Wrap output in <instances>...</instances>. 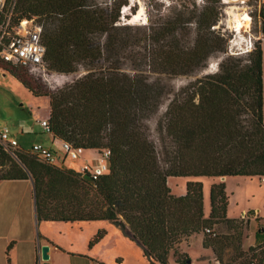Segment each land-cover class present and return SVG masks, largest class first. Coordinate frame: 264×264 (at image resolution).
Listing matches in <instances>:
<instances>
[{
    "label": "trees",
    "instance_id": "trees-1",
    "mask_svg": "<svg viewBox=\"0 0 264 264\" xmlns=\"http://www.w3.org/2000/svg\"><path fill=\"white\" fill-rule=\"evenodd\" d=\"M221 1L204 0L200 8L193 4L190 11L177 10L141 31L120 22L127 0H16L15 21L42 26L47 70L85 73L50 91L23 67L0 61V70L34 97L48 99L54 139L85 151H110L107 173L86 180L73 169L41 162L30 151L0 145V182L32 180L38 222H108L135 242L150 264H169L170 257L174 264H190L179 245L203 234L202 247L222 264L233 235L239 237L242 229V220L227 217L224 183L210 187L205 217L200 182H188L185 195L175 196L167 180L264 177L261 42L247 59L228 56L218 72L180 91L165 82L203 70L214 54L226 53V41L214 28ZM165 98L157 147L148 122ZM222 224L234 234L216 233ZM103 236L98 232L89 246ZM261 256H240L237 264H252Z\"/></svg>",
    "mask_w": 264,
    "mask_h": 264
},
{
    "label": "rangeland",
    "instance_id": "rangeland-1",
    "mask_svg": "<svg viewBox=\"0 0 264 264\" xmlns=\"http://www.w3.org/2000/svg\"><path fill=\"white\" fill-rule=\"evenodd\" d=\"M106 0H99L104 2ZM204 0H127L128 5L120 12V22L130 26L139 27L141 31L146 26H151L160 22L161 18H167L173 12L181 10L188 12L193 8V4L200 8ZM220 16L216 24L215 32L226 41V53H216L209 58L205 69L197 71L191 75L178 76L176 78L165 80L174 91H180L194 80L207 75L215 74L218 72L219 64L230 54H239L249 48V40L253 44L252 50L256 42H261L262 55H263V86H264V40L259 39L260 33L264 26V0H223L219 4ZM247 16L248 20L244 17ZM237 21L242 23L243 28L241 32L236 33L235 26ZM248 25V28H245ZM191 29L190 40L194 38V25L188 26ZM235 58L247 59V54L232 56ZM246 61H243L245 63ZM84 71L79 69L73 74H58L55 72H48L45 77H40L29 72V74L41 82L48 90L55 91L62 88L66 84H70L76 79L84 75ZM264 92V90H263ZM169 99H164L159 107L158 112L149 120L148 126L150 128V139L154 144L159 147L158 135L156 132L157 121L162 118ZM49 102L46 98H36L29 91H27L14 77L7 72L0 70V128L6 127L10 133L15 137L20 149L30 151L36 144L45 147L55 148L59 142L52 139V136L40 127L38 122L46 121L48 119ZM263 118H264V93H263ZM52 145V146H51ZM94 157V152L85 151L78 161L67 160L65 167L73 169L78 172L80 166L83 164L84 159H91ZM211 179H203L205 184L210 182ZM193 182L190 179L174 178L169 179L170 188L172 193L177 194L188 183ZM202 182H200L202 184ZM242 194L239 204L232 205L228 211L229 217H240L241 212L244 210L245 215L249 218L253 217L256 210L260 212V217L264 218V182L260 178H252L246 180L242 184ZM16 192V193H14ZM23 189L18 188L12 183H4L0 186V197L5 195L9 196L8 204L4 205L3 213L0 214V221L6 224L4 230L0 228V243L5 242L4 237L10 236L9 225H12V213L14 210H21L24 207L23 215L17 218L20 225L26 221L27 217L33 219L34 208L32 200V191L22 194ZM16 194L13 197L11 195ZM4 194V195H3ZM206 206V205H205ZM209 206V203H208ZM208 206L206 209L208 210ZM9 210V211H8ZM26 212V213H25ZM257 214V213H256ZM242 220V229L240 236L236 237L225 224L216 227V233L220 235L234 234L233 245L227 248L223 254L222 264H237L241 261L240 256L247 258H254V256H261L257 254L254 249L255 243L264 242V222L255 220L249 224V220ZM1 225V224H0ZM56 230L66 227L73 230L68 233L66 240L74 243L77 247L76 250L82 252H97L102 254L105 261H112L117 257L119 264H149L142 257L140 247L128 241V238L117 228L108 223H93L88 225L89 228L105 227L112 230L100 229L91 238L87 236V231L80 232L75 229L77 227L67 225H54ZM16 227V224H15ZM263 229L262 231H259ZM104 232V236L92 246H89L91 240L95 235ZM33 232L39 234L38 228H33ZM14 235V234H12ZM11 235V237H13ZM16 237H19L18 235ZM251 237V238H250ZM59 240L67 243L63 236H57ZM190 264H198L201 261L198 256L202 248L197 240H192L190 244ZM255 250V251H254ZM3 256V253H1ZM38 262H36L37 264ZM112 263V262H111ZM113 263H116L113 261ZM209 262L208 264H212Z\"/></svg>",
    "mask_w": 264,
    "mask_h": 264
},
{
    "label": "crops",
    "instance_id": "crops-1",
    "mask_svg": "<svg viewBox=\"0 0 264 264\" xmlns=\"http://www.w3.org/2000/svg\"><path fill=\"white\" fill-rule=\"evenodd\" d=\"M48 114H49V111H48ZM48 148L54 151L58 156L61 155L59 151L60 150L59 144L55 148H52V147H48ZM94 158H95V155L93 158L84 159L83 161L90 162ZM169 179H174V178H169ZM169 179L167 180V185L170 188ZM184 179H190V180H193V182H202L203 179H211V181L206 184L202 182L203 209H204L205 217H208L209 212H210V202H209L210 187L213 184L224 183L225 191H226V194L228 195L227 217L229 219H239V218L245 219L246 218L247 221L249 220L250 225H251V222H253L254 220L258 222L257 219L264 222V218L260 217V212L258 210L254 212L252 218L247 217L245 215L244 210L241 212L240 217H229L228 216V211L231 208V206L233 204L234 205L239 204V200L242 197L241 196L242 187H243L242 184L245 183L246 180L252 179V178L231 177V178H184ZM4 183H12L13 185H16L18 188H22L23 189L22 194L28 193L29 190L32 191V185L29 180L27 181H3V182H0V186L3 185ZM14 193L13 195H11V197L13 198L16 195ZM171 193H172V190H171ZM185 193H186V185L183 187V189L181 188L179 193L177 194L172 193V194L175 196H183L185 195ZM9 198L10 197L7 195H5L4 198L2 196L0 197V214L3 213V207L4 205L8 204ZM32 200H33V193H32ZM208 203H209V206H208ZM207 206H208V210L206 209ZM33 208H34L33 219H31V217H27L26 221L22 223L23 225H20V222H17V218L20 215H23L24 211H26L24 210L25 208L22 207L21 210H14V212L12 213V217H13V220L11 222L12 225H9L8 229H10L11 231L10 234L11 235L14 234V235H12L13 237H11V235L10 236L6 235L4 237L5 242L0 243V264H36V262H38L37 264H43L40 258V248H39L42 245L49 246L48 264H119V262L116 261L117 257L113 258L112 261H105L103 255L98 253V251L95 253L93 252L85 253V252L76 250L77 246L74 243L68 242L65 237L73 229L61 226L62 228H59L58 230H56L54 226L55 224H60V225L62 224V225L77 227L75 229L79 230L80 232H83L86 230L87 236L91 238L100 229H105V231L112 230V229L105 228V227H98V226L97 228H89L88 226H82V225H88V224H93V223H108V222H105V221L75 222V223L38 222L36 213H35L34 204H33ZM0 224H1L0 225L1 230H4L6 224H3V221H0ZM15 224H16V227H15ZM34 227H36V229L38 228L39 234L36 233L35 235V233L33 232ZM262 230L263 229H260L259 231H262ZM17 235L19 237H16ZM59 235L63 236L67 243H64L61 240H59L57 238V236ZM192 240H197L200 243V246L202 248L201 253L198 254V256L201 259V261L198 262V264H208L210 261L213 262L212 264H219V262L215 259V256L212 250L209 248L205 249L202 247L203 234L193 235L189 237L187 240L183 241L179 245V251L181 253L187 254L190 258H193L191 257L190 252H189L190 246H191L190 244L192 243ZM128 241H130L131 243H135L129 239ZM262 245H264V242L257 243V244L255 243V245L253 246L254 249L257 251V254H258V251L260 252V254H262L261 256L262 258H260V260L264 258V247L259 248ZM1 253H3V256H1ZM141 253H142V250H141ZM142 257H143V254H142ZM143 259L145 258L143 257ZM174 260H175L174 257H170L169 264H174ZM113 261L116 263H113ZM145 261L148 262L146 259Z\"/></svg>",
    "mask_w": 264,
    "mask_h": 264
},
{
    "label": "built area",
    "instance_id": "built-area-1",
    "mask_svg": "<svg viewBox=\"0 0 264 264\" xmlns=\"http://www.w3.org/2000/svg\"><path fill=\"white\" fill-rule=\"evenodd\" d=\"M15 3L16 0H0V61L23 67L32 74L45 77L49 71L44 62L45 47L41 41L42 26L34 20L28 19L16 22L13 14ZM234 32L238 31L234 30ZM259 39L264 40V30L260 33ZM252 47L253 44L249 40V48L237 55L248 54L252 51ZM230 55L235 54L231 53ZM38 124L44 132L51 135L47 120L40 121ZM52 139L54 138L52 137ZM57 141L59 142L60 156L40 144L34 145L30 152L41 162L58 167H65L67 160L78 161L85 152L83 148L73 147L69 142ZM0 145L6 150L19 147L15 137L6 127L0 128ZM92 152H94L95 158L90 162L83 161L78 172L83 176H88L91 180H97L108 171L110 151L105 149L100 153ZM260 181L263 183L264 177L260 178ZM205 232L213 233L210 230ZM252 264H264V258L255 260Z\"/></svg>",
    "mask_w": 264,
    "mask_h": 264
},
{
    "label": "water",
    "instance_id": "water-1",
    "mask_svg": "<svg viewBox=\"0 0 264 264\" xmlns=\"http://www.w3.org/2000/svg\"><path fill=\"white\" fill-rule=\"evenodd\" d=\"M263 30H264V26H263ZM84 178L86 180H90V178L88 176H84ZM31 185H32V193H33V204L35 207V192H34V187L32 184V180L29 179ZM40 248V258L41 261L43 262V264H48V260H49V255H48V251H49V246L48 245H42L39 247Z\"/></svg>",
    "mask_w": 264,
    "mask_h": 264
},
{
    "label": "bare ground",
    "instance_id": "bare-ground-1",
    "mask_svg": "<svg viewBox=\"0 0 264 264\" xmlns=\"http://www.w3.org/2000/svg\"><path fill=\"white\" fill-rule=\"evenodd\" d=\"M232 2H235L236 0H231ZM247 20V16H244ZM244 25H242V23L240 21H237V24L235 26L236 30L239 31V33L241 32V29L243 28ZM248 28V25L245 27Z\"/></svg>",
    "mask_w": 264,
    "mask_h": 264
}]
</instances>
